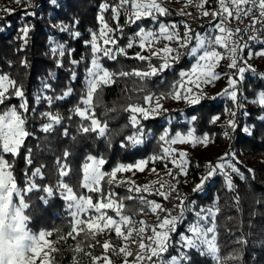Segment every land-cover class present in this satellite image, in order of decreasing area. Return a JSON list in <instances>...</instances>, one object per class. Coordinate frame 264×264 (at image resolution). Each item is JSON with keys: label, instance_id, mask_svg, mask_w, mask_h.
Segmentation results:
<instances>
[{"label": "trees", "instance_id": "trees-1", "mask_svg": "<svg viewBox=\"0 0 264 264\" xmlns=\"http://www.w3.org/2000/svg\"><path fill=\"white\" fill-rule=\"evenodd\" d=\"M31 2V5L13 8L7 13L3 10V15L0 11V75L7 74L18 86H22L24 100L27 101L25 112L19 108L20 98L15 97L12 94L13 90L9 89V98L0 104V113L6 107L15 106L24 117L25 129L30 133L18 153L15 156L5 154V158L11 165L18 185L23 187L28 182L37 185L36 189L24 195V200L29 205L25 209V214L29 217L28 227L33 232L45 229L52 233L50 240L54 241L55 248V251L50 252L52 264L70 262L75 256L73 250L78 245L81 249L79 252L92 251L95 255L105 253L102 243L105 233H98L94 240L86 239L83 233L79 235L74 233L75 238L67 236L71 231V217L65 208V201L57 192L56 185L63 182L78 195L87 194L86 189L81 187L80 180L82 165L89 156L103 158L105 163L102 169L107 172L117 164H134L139 159L148 160L152 155L160 154L162 142L159 137L165 130L168 136L177 130L180 132L188 130V123L179 120L180 112L186 117H191L190 125L194 133L197 135L206 133L212 138L210 144L201 151L188 155L187 175L191 180L200 181V178L206 175V172H203L206 169L205 165L209 162L215 164L225 153L228 154L225 159L231 158L234 153L238 154V151L245 154L242 164L234 161L245 178L232 175L231 190L227 188L223 175L216 174L205 182L203 190L193 192L188 199L191 198L190 200L202 206L213 202L218 209L215 226L218 254L223 264H264V107L257 105L260 110L248 108L249 112L255 109L250 132L244 131L243 119H238L227 140L223 125L213 119L216 115L224 114L225 102L201 99L193 105L176 106L174 99L169 95L172 83L179 77V71L191 61L188 55H183L178 62L163 72L143 80L133 75H119L121 72L131 73L134 69L148 70L149 63L152 66H158L160 63L156 57H150V61L135 58L139 48L134 44L132 48H126V54H118L114 60L101 57L102 66L113 74V79L110 84L94 93L92 110L95 118L102 124H107V132L104 136L93 132L84 133L81 126H90V121L77 116L74 109L83 106L81 97L86 94L85 73L91 60V49L85 42L90 41L91 33H96L100 27L97 19L101 12L100 5L102 3L110 5L103 13L109 27L115 29L118 23L123 28L122 33L118 30L113 33L119 47H126L129 38L141 26H148L150 18L142 19L135 24H127L126 16L122 12L118 21H114L111 6L118 3V0H31ZM2 9L4 8H0ZM167 10L168 14L159 17V21L181 20L182 15L177 14L173 8L168 7ZM25 25L30 29L26 44L21 39L23 36L21 29ZM190 25L194 24L190 22ZM62 26L66 30H62ZM75 32H79L80 35L74 37ZM53 42L64 45L66 50L64 57L53 55L51 52ZM255 46L261 47L264 43L260 42ZM68 52H71V55H68ZM57 60L61 61L59 65ZM72 60L78 63L72 64ZM246 80L247 78L243 80L241 86L247 97L254 96L253 87L256 91L264 90V77L255 76ZM46 84L49 87L45 88ZM68 89H71L70 95L57 99ZM145 95L164 97L161 98L162 110L159 115L154 114L146 120L140 118L143 142L132 145L126 138L137 129L131 126L130 112L125 109L129 104L143 102ZM37 97H40L39 101ZM46 97L52 98L51 104ZM45 112L59 114L62 118L61 123L54 125L49 132L42 130V125L49 122L42 116ZM168 117H171V120L173 117L174 122L169 123ZM262 118L263 120L259 121ZM218 145L221 146L219 149ZM29 158L31 164L28 163ZM65 164L67 167L64 171L68 174L61 177L59 173ZM41 166H43L41 175L33 177L32 173ZM106 179L101 180L100 191ZM107 186L108 184L104 185L105 188ZM44 187H52L53 194L51 196L46 194L43 191ZM121 189L116 185L112 191L116 193L115 198L123 200L124 214L137 218L148 213L146 211L148 208L138 201V198L126 199L135 196L133 194L124 196ZM98 193L92 194L93 200ZM194 209L196 210L195 207ZM189 213L178 225L177 232L171 235L167 257L177 254L175 247L178 237L186 231V223L192 218L191 212ZM110 234L112 232H109V238ZM61 236L67 239H60ZM127 244L129 250L133 252L128 258L132 259L138 251V244L132 243L131 240ZM107 254L109 255L108 252ZM110 255L112 257V254ZM188 255L190 264H216L210 256L196 250L189 251Z\"/></svg>", "mask_w": 264, "mask_h": 264}, {"label": "snow or ice", "instance_id": "snow-or-ice-1", "mask_svg": "<svg viewBox=\"0 0 264 264\" xmlns=\"http://www.w3.org/2000/svg\"><path fill=\"white\" fill-rule=\"evenodd\" d=\"M19 3V0H17ZM130 5V8H129ZM219 8L216 11L208 12L203 11L202 15H211L214 20L218 19V22L214 24L213 29L209 34L201 35L200 33L193 34L191 29L185 24V31L181 36L177 31V25L174 23L165 24L158 20V16H165L168 14V10L161 5L159 0H118L114 6H111L112 19L118 21L121 13L127 17V24H135L144 18H151L159 24L158 30L146 29L140 27L133 37L129 38V43L126 47H119L117 40L113 36L115 31L123 32V28L117 23L116 28L109 27V24L105 22L103 13L110 7L107 3L100 5L101 14L97 17L100 22L99 35L93 32L91 33V40L85 43L90 46L91 60L90 66L86 69V94L81 97V104L83 108L77 106L74 112L82 119L90 120V126H81V131L84 133L93 132L100 136H104L107 132V124H102L97 118L95 113L92 112L89 115V111L92 107V101L94 93H96L103 86L108 85L112 79L113 74L104 68L100 62L101 55L108 59H116L118 54H126V48H132L138 40V46L140 49H147L151 56L158 57L162 60L158 67L152 66L149 63L148 70H136L131 73L121 72L120 76L133 75L140 79H146L151 76L157 75L159 72L170 68L173 63L179 61L181 56L188 55L195 59V63L192 64L190 72L182 71L179 75L181 82L179 86H174L173 91L169 93L173 99H184L190 104H196L199 102L200 95H193L194 88L200 89L201 83H209L219 78V73L215 71L218 63L223 59H228L229 69H236L237 74L241 80L244 79V74L247 70L251 69L250 65L244 62L245 66H240L238 61L243 58L240 56V52L248 48L247 43H242L239 39V35L252 29L257 23H264V21L252 19L251 25L248 29H241L239 27L232 28L231 20H240L242 17L251 16L254 11H259L261 16H264V0H218ZM198 7L203 8L201 3ZM10 11V10H9ZM62 30H66L62 26ZM30 29L25 25L21 32L23 36L21 39L27 43V37ZM74 37L80 35L79 32L73 33ZM161 39L168 42H175L176 46L172 47L170 43H165L163 48L153 50V44L158 43ZM257 39L255 36H250L249 40ZM102 41V45L99 43ZM264 43V41H261ZM113 45L116 47H109ZM223 49L224 54L217 49ZM53 55H59L64 57L66 55L65 47L62 43H55L51 47ZM71 55V52L67 53ZM249 57L252 55L264 56V51L253 53L248 52ZM135 58L141 61H150L149 56L136 53ZM61 63L57 60V64ZM72 64H77L78 61L72 60ZM264 75V74H262ZM75 78V73H73ZM228 87L224 89L222 95L229 96L233 102L237 101L236 86L238 80L234 76H228ZM194 86V87H193ZM49 85H45V88ZM9 89H12V94L15 97L20 98L21 103L19 108L27 111V101L24 100V91L22 86H18L14 80H12L7 74L0 75V104L4 103L8 99ZM183 91V95H182ZM71 89H68L63 93V96L57 97L62 99L70 95ZM191 95V98H190ZM164 98V97H160ZM155 107L145 108L140 105L129 104L125 111L130 112V124L133 128L137 129L132 135L126 139L132 145H139L143 142V129L140 127L141 121L138 118L148 119L151 115H159L162 106L159 103V99ZM40 97H37L39 101ZM48 103H52L51 97H46ZM145 103L151 104L152 96L145 95L143 97ZM253 103L259 104L264 107V90L259 91L256 94V98ZM234 115V114H233ZM42 116L46 117L49 121L42 125L44 132H49L56 124H60L62 118L59 114H53L51 112L42 113ZM194 119V118H193ZM216 119L215 117L213 118ZM228 124L235 128L234 120H229ZM30 133L25 130V119L17 111L15 106L6 109L0 114V264H37V258L40 257V264H52V258L50 252L55 251L54 242L46 239L52 235L50 231L41 230L38 233L33 232L28 227L29 217L25 214V209L29 205L24 200V193L30 192L36 189L37 185L34 182H29V187L21 190L17 186V182L14 179L11 165L5 159V154H11L15 156L24 140ZM227 135V133H225ZM207 135L202 138L195 137L193 130L189 129L186 134H182L177 131L174 136L169 138L167 130L159 137V140L163 142L161 144L162 155L152 156L150 159H165L171 155L174 149L165 147L164 144H176L178 141L181 143L191 141L192 143L206 142ZM184 152H180L181 158L180 164L176 165V160L173 159L172 163L179 167L180 173L186 175L187 160ZM227 153L224 157H221L218 162L213 164L209 162L205 165L207 171L206 175L200 178V182L192 189L193 192H199L203 190L205 182L211 179L219 172L223 175L226 186L229 190L233 188L231 173H235L241 179H244V174L237 168L231 161L226 160ZM68 153H65V157ZM28 163L32 161L29 158ZM105 163L103 158H95L93 156L87 157L86 162L82 165V181L81 187L88 189L89 192H100L101 180L105 178V173L101 171V166ZM146 164L144 159L138 160L135 164H120L111 170L108 174L109 185L115 182L114 178L118 172L128 171L132 168H136L143 171V166ZM42 167L35 169L32 173L33 177L40 176ZM67 165L61 167L60 176L63 177L68 173L64 171ZM251 171V170H249ZM171 175V170H169ZM159 183V188H152L149 185H144L143 189L136 187L134 191L136 193H151L155 191L156 195L163 197L165 200L169 199L170 195L176 191L175 184H169L167 191H165L164 183L153 182V184ZM58 187L62 189L63 199L67 202V209L69 216L71 217V231L68 232V237H73V234L79 235L83 233L85 238L95 239L96 235L104 230L115 231L117 237L123 238L128 242L138 244V251L135 252V260L133 264H190V257L188 252L196 250L203 255L210 256L216 264H223L218 252L217 236L215 217L218 209L215 204L209 208H200L195 210L193 206L195 201H189L188 198L177 195L179 203L175 206L178 211L173 214V210L165 209L160 203L155 200H147L144 195L139 197L129 196L126 199L138 198L142 204H145L152 213H166L162 219L158 216V223L154 226L147 225L144 221H139L141 227H135L136 221L130 216L124 214L125 205L122 199L115 198L114 193H109L104 199L93 202L91 195H76L73 189L67 184L61 182ZM43 191L51 196L53 194L52 187H44ZM66 193V194H65ZM15 198H19V203L15 202ZM111 209L118 219H114L112 215H108L105 210ZM94 211L95 215L91 214ZM144 209H141L143 212ZM193 212L194 221L187 227V234H180L181 250L177 255H172L166 258V254L170 248L171 235L177 232V227L185 220V213ZM82 215H86L87 219L81 218ZM122 226H125L126 232L122 230ZM150 228L151 235H145ZM60 239H67L65 236H61ZM111 245L108 241L103 244L105 254L102 257L93 256V264L96 261L103 259L104 264H110L107 256L108 250ZM76 251H81L79 245ZM111 251L115 252L116 249L111 248ZM119 253L125 257V264H127V258L133 255L128 248V244L125 243L123 247L119 249Z\"/></svg>", "mask_w": 264, "mask_h": 264}, {"label": "rangeland", "instance_id": "rangeland-1", "mask_svg": "<svg viewBox=\"0 0 264 264\" xmlns=\"http://www.w3.org/2000/svg\"><path fill=\"white\" fill-rule=\"evenodd\" d=\"M54 1H57V0H54ZM159 2L166 9L168 7L169 8H173L176 11L177 14L182 15L181 20L179 22L176 21V20H170L168 22L160 21V22H163L165 24H168V23L176 24L177 25L176 31L181 36L183 35V33L185 31V24L188 25V27L191 29L193 34L200 33L201 35H204L205 34V32H204L205 26H203V25L204 24L206 25L205 21H206L207 18H206V16L202 15V12L203 11H208L209 12L210 8L212 6H214V5L219 6L218 5V0H200L198 5L203 3V5H204L203 8L198 7V5L196 6L194 4L193 0H159ZM31 4H32L31 0H19V3H17V0H3L0 3V8H4V9H2L0 11H1V14L3 15L4 11L7 13V12H9V10L11 11L13 8L25 7V6L31 5ZM100 14H101V12H100ZM159 17H161V16H158V19H159ZM191 18H194L196 20L192 21V20H190ZM125 19H127V17ZM144 19H146V18H144ZM190 22H192L194 25H190ZM100 27H101V25H100ZM100 27H99L98 31L96 32L97 35H99ZM141 27H144L146 29L158 30L159 24L156 21H153L150 18V23H148V26H141ZM134 34L131 37H133ZM99 43L101 44V46H103L102 45V41H99ZM165 43H170L172 47L176 46L174 41L173 42H168V41H165V40L161 39L158 43H154L153 44V50H158L160 48H163ZM135 46H137V48H139L138 40L136 41ZM109 47H113V45H109ZM217 50L221 51L222 54H224V50L223 49H219L218 48ZM249 51H252L253 53L259 52V51H264V46H261V47L251 46L246 52L242 53L241 57L243 59L241 61H238V64L240 66H245L244 62L246 61V64L250 65L251 69H253V70H247L245 72L244 79L247 78V80H248L249 78H252V77L254 78L255 76L264 77V75H262V74H264V56L252 55L251 57H249V55H248ZM139 52L142 55L149 56V57H154V56H151V53L147 49L142 50V49L139 48ZM101 57H102V55H101ZM101 57H100V59H101ZM181 57H183V56H181ZM156 58H158V57H156ZM188 58H191V61L189 62V64L186 63L183 66L184 68H182L179 71V74L182 71L190 72L192 64L195 63V59L193 57H190V56H188ZM158 60L160 61V63L162 62V60L160 58H158ZM223 61H224V59L221 60L218 63V65H217V67L215 69V71L220 74L219 78L214 80V81H211L209 83L202 82L200 89H195L194 88L193 95H200V99L199 100L208 99V100L211 101V100L216 99V101H222V102H225V103L228 102L227 103L228 105L226 104L227 106L225 105V103H223L224 104V110H225L224 114H222L221 116H219V115L215 116L216 121L223 125V131H224V133H227V135H225V136H226V138L228 140L229 134L234 129L232 126H230L228 124L229 120H234L235 125H236V120L243 119L242 122L244 123V125H243L244 131L246 133L250 132V128L253 126V122H254L252 117L254 115L255 109H254L253 112H249L248 108L249 109L258 108V110L261 109V108L257 107V105H259V104L253 103V100L256 98V94L259 91H261V90H257L256 91V88L253 87L254 96L247 97L245 95V93H244V88L241 86V84L243 83L244 79L241 80L239 78V76L237 74V70L235 71V73H227V72H225L223 70ZM173 65H174V63L172 64V66ZM153 66H155V65H153ZM158 66H155V67H158ZM86 75H87V73H85V84H86ZM230 75L234 76L238 80V84L236 86V91H237V101L236 102H233L229 96L222 95L224 89H226L228 87L227 78ZM180 82H181V78H180V75H179L178 79L172 83L171 92L173 91V87L174 86H177V87L179 86ZM183 94L184 93L182 91V95ZM157 98H160V97L152 96V101H151L150 105L145 103V101H143L141 103H137V104L142 106V107H145V108L155 107V104L157 102ZM190 98H191V95H190ZM174 101H175V104H177L176 106H183L185 104H190L186 100H184L183 98L179 99V100L174 99ZM159 103L161 105V98L159 99ZM137 104H133V105H137ZM190 105H193V104H190ZM10 107H12V106H9V107H6V108L2 109L0 114H2L6 109H8ZM83 107L84 106H82V108ZM17 111H18V109H17ZM92 112H93V110H92V107H91V109L89 111V115H91ZM180 113L181 114H180V119L179 120L181 122H183V123L184 122L188 123V125H189L188 126V130L189 129L193 130V127L190 125L191 117H186L185 115H183L184 114L183 112H180ZM241 113H242V118H241ZM138 118L140 119L142 117L138 116ZM263 118L260 119L259 121L263 120ZM167 121L169 123L171 121L174 122V118L172 117V120H171V117H168ZM188 130L186 132H181V133L182 134H186L188 132ZM177 131L180 132V130H177ZM176 132L171 134L169 136V138L174 136ZM193 134H194L195 137H198V138H202L205 135H207L206 133H202L200 135H197L194 132H193ZM143 137H144V135H143ZM207 137H208V139H207L206 142L201 141V142H197L195 144L192 143L191 141L184 142V143H181V142L178 141L176 144H164L165 147H169L171 149H174V151L171 153L170 156H168L165 159H156V160H152L150 158L148 160L144 159L146 161V164L143 166V169H144L143 171H140V170H138L136 168H132V169H130L128 171L118 172L116 174L115 178H114L115 182L113 184H111V185H109V183H108V178H109L108 174L111 173V170L114 167H117L120 164L127 165V164H130V163L117 164L111 170H109L107 172L103 171L102 166H101V171L105 173V178H107V179H106V181L104 183H102V190L98 193L96 199H94L93 202L95 203L96 201H99V200H102V199H104V202H107L105 198L108 196L109 193H113L112 189L116 185H119L122 188L121 189V194L124 193V196L133 194L135 197H139L140 195H144L147 200H155L157 203L162 204L164 202V198L159 196V195H156L155 191H152L151 193H144L143 191H141V193H136L134 191V189L136 187H140L141 189H143L144 185H149L152 188H159V183L153 184V182L164 183V185H165V189L164 190L165 191H167V187H168L169 184H175L176 188L181 193V197H185L186 196L188 198V197L192 196L191 195V194H193L192 189L200 181L199 180L193 181V180H191L189 178V176L187 174L183 175V174L180 173L179 167L176 166V165L180 164V160H181V158L179 156V153L180 152H184L186 154L184 159L187 160V165H186V173H187L188 155L197 153L198 151H201L202 148H204L207 144H210V142L212 141V138L210 136H207ZM220 147L221 146L218 145V149ZM239 154L243 155L240 151H238V154L234 153L233 156L230 154L231 158H228L226 160L231 161L235 166H236V163H234V161L239 162V163L242 164L245 154L242 157H240ZM160 155H162V150H161V153L157 154L156 156H160ZM152 156H154V155H152ZM93 157H95V156H93ZM95 158L99 159L100 157H95ZM173 159L176 160V165H174L172 163ZM139 160H141V159H139ZM169 170H171V175H169ZM206 171H207V169L203 170V172H206ZM228 171H229L231 176L235 174V173H231L230 170H228ZM217 174L221 175L219 172H217ZM82 178H83V175L81 174L80 183L82 181ZM105 184L106 185L108 184L107 188L104 187ZM58 185H56L57 192L63 198L62 189H60L58 187ZM17 186L21 190H23V189L29 187V182H28V184H25L23 187L18 185V184H17ZM99 187H101V184L99 185ZM86 191H87V194H85V196H88V195L92 196V194L94 193V192H90L89 193L88 189H86ZM73 192H74V190H73ZM26 193L27 192H25L24 195ZM75 194L78 195L77 193H75ZM114 194L116 195V193H114ZM134 199H137V198H134ZM190 199L191 198H189L188 200L189 201H194V200H190ZM137 200L140 201L139 199H137ZM15 202L18 204L19 203V198H15ZM65 204H66L65 208H67V202L66 201H65ZM143 205L146 206L145 204H143ZM213 205H214L213 202L209 203V204H207L205 206L195 204L193 206V208L195 207L196 210H199L200 208H209V207H212ZM105 211L107 212L108 215H112L114 219H118V217H116L115 213L111 209H108V210H105ZM146 211H148V213L143 215V216H141V217L134 218V217L130 216L134 221H136L135 227L138 228V227L142 226V225L139 224V221H144L149 226H154V225H156L158 223L157 218L154 216V213H152L149 208ZM188 213L189 212L185 213V219L187 218ZM91 214L95 215L94 211ZM191 216H192V218L189 221H187V223H186V227H185L186 230H187L188 225L190 223H192L194 221V219H195L193 212H191ZM81 218L87 219V216L86 215H82ZM43 230H45V229H43ZM122 230L126 232L125 226H122ZM38 232L39 231H37L36 233H38ZM109 232H112V234H110L111 238H109ZM100 233H103V234L105 233V235L103 236V242L102 243L104 244L105 241H108L110 243V245H111V248L116 249L115 252L111 251V248L108 250L109 255L107 254V256H108V259L110 261V264H125V257H124L123 254L119 253V249L121 247H123L125 245V243H127V242L124 241L123 238L117 237V235H116L114 230L113 231L104 230L103 232H100ZM184 234H187V231H185ZM145 235H151L150 228L147 230ZM46 239L50 240V236L46 237ZM179 241H180V236L178 237L177 245L175 247V249L177 250V254L181 250V244L179 243ZM52 242H54V241H52ZM73 251H74L73 254L75 256L67 264H93V260H92L93 256L102 257L105 254L104 253L102 255L101 254L95 255L92 251H90V252H77L76 248H74ZM110 254H112V257H111ZM170 256H172V255H170ZM166 258H167V256H166ZM134 260H135V257L132 258V259L127 258V264H133ZM37 264H40V257L37 258ZM96 264H104L103 259L96 261Z\"/></svg>", "mask_w": 264, "mask_h": 264}, {"label": "built area", "instance_id": "built-area-1", "mask_svg": "<svg viewBox=\"0 0 264 264\" xmlns=\"http://www.w3.org/2000/svg\"><path fill=\"white\" fill-rule=\"evenodd\" d=\"M3 0H0V3ZM200 0H193L194 4L197 6L199 4ZM219 6L214 5L210 8L209 12L212 11H216L218 10ZM193 13V12H192ZM206 25H205V34H209L211 32V30L213 29V26L215 23L218 22V19L214 20V18L209 15L206 16ZM256 18L257 20L260 21H264V16H261L259 11H254L252 13L251 16L248 17H242L240 20H236L233 19L231 20V27L232 28H236L239 27L241 29H248L249 26L251 25L252 19ZM190 20L195 21L196 19L191 18ZM250 36H255L257 37V39L254 40H249ZM264 38V23H257L254 26H252L251 30L248 31H244L239 35V39L242 43H247L248 44V48L244 49L242 52H240V56L242 55V53L246 52L251 46H255L257 44H259ZM229 60L228 59H224L223 61V70L227 73H235L236 69H229L228 68V64H229ZM177 195L181 196V193L178 191V189L176 188V191L174 193H172L169 197V199L165 200L162 203V205L164 206L165 209H169V210H173V214H176V211H178L176 209V205L179 203L178 199H177ZM166 213H160L159 211L157 213H154V216L157 218L158 216L160 217V219L163 218V216ZM158 221V219H157Z\"/></svg>", "mask_w": 264, "mask_h": 264}]
</instances>
